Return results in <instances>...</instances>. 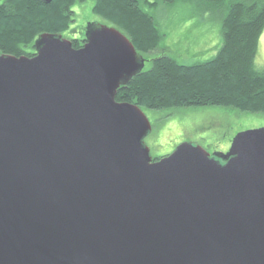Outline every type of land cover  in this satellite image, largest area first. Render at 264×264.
<instances>
[{
    "label": "water",
    "instance_id": "water-1",
    "mask_svg": "<svg viewBox=\"0 0 264 264\" xmlns=\"http://www.w3.org/2000/svg\"><path fill=\"white\" fill-rule=\"evenodd\" d=\"M84 38L0 52V264H264V127L155 160L116 99L147 60L114 26Z\"/></svg>",
    "mask_w": 264,
    "mask_h": 264
},
{
    "label": "trees",
    "instance_id": "trees-1",
    "mask_svg": "<svg viewBox=\"0 0 264 264\" xmlns=\"http://www.w3.org/2000/svg\"><path fill=\"white\" fill-rule=\"evenodd\" d=\"M93 1V13L120 29L142 56L158 50L165 35L146 10L176 0L0 1V52L32 56L43 33L73 32L75 7ZM224 9L223 43L212 59L184 65L170 56L151 60V68L120 88L117 101L146 110L223 107L264 115V68L255 64L264 32V0H206ZM76 29V28H75ZM77 34V29L74 34ZM84 33H81V38ZM81 38L73 39L81 48Z\"/></svg>",
    "mask_w": 264,
    "mask_h": 264
},
{
    "label": "rangeland",
    "instance_id": "rangeland-1",
    "mask_svg": "<svg viewBox=\"0 0 264 264\" xmlns=\"http://www.w3.org/2000/svg\"><path fill=\"white\" fill-rule=\"evenodd\" d=\"M93 1L75 7L73 32L64 37L71 40L74 32H85L88 24H111L93 13ZM164 33L157 51L145 55V70L151 60L170 56L181 64L196 65L216 56L223 43L222 23L224 9L214 10L206 0H176L147 8ZM76 28V29H75ZM256 66L264 68V32L255 58ZM152 131L145 138L151 156L157 160L170 155L185 141L200 145L210 153H227L235 136L242 132L264 127V115L242 112L223 107H203L166 110H146Z\"/></svg>",
    "mask_w": 264,
    "mask_h": 264
},
{
    "label": "flooded vegetation",
    "instance_id": "flooded-vegetation-1",
    "mask_svg": "<svg viewBox=\"0 0 264 264\" xmlns=\"http://www.w3.org/2000/svg\"><path fill=\"white\" fill-rule=\"evenodd\" d=\"M81 33H84V32H81ZM76 35H77V37H73V39H77V38H79V37L81 38V34H80V35H78V33H77V34L75 33V36H76ZM81 40H82V42H83V45H84V43H85V38H84V37H82V38H81ZM33 53H34V52H33Z\"/></svg>",
    "mask_w": 264,
    "mask_h": 264
}]
</instances>
